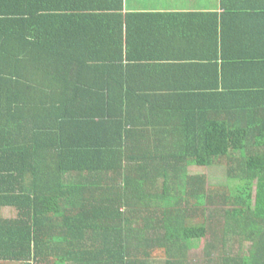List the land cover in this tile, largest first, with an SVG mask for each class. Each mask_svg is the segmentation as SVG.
I'll return each instance as SVG.
<instances>
[{
	"label": "trees",
	"instance_id": "trees-1",
	"mask_svg": "<svg viewBox=\"0 0 264 264\" xmlns=\"http://www.w3.org/2000/svg\"><path fill=\"white\" fill-rule=\"evenodd\" d=\"M221 6L0 0V264H264V0Z\"/></svg>",
	"mask_w": 264,
	"mask_h": 264
},
{
	"label": "crops",
	"instance_id": "crops-1",
	"mask_svg": "<svg viewBox=\"0 0 264 264\" xmlns=\"http://www.w3.org/2000/svg\"><path fill=\"white\" fill-rule=\"evenodd\" d=\"M182 1L185 2V4L182 3ZM125 3V9L127 11H147L151 12V10H155L153 12H168L173 10L178 11H196V12H219L222 9L221 6V0H124ZM150 4H155V6H150ZM139 6H142L138 8ZM179 44H176L178 46ZM186 52H192V53H199V51L195 50H182L179 53H182L179 55V57L182 59V61L189 60L185 58L188 54H185ZM209 53H212V51L209 50ZM196 58L191 59H199L198 54L195 56ZM10 211V208H5L4 214L8 215V212Z\"/></svg>",
	"mask_w": 264,
	"mask_h": 264
},
{
	"label": "rangeland",
	"instance_id": "rangeland-1",
	"mask_svg": "<svg viewBox=\"0 0 264 264\" xmlns=\"http://www.w3.org/2000/svg\"><path fill=\"white\" fill-rule=\"evenodd\" d=\"M132 1L135 2V0H132ZM182 3L185 4L184 1H182ZM150 6L154 7L155 4H150ZM140 7H142V6H139L138 8H140ZM224 167L225 166L216 165L215 167L202 168V169H196V170L198 171L199 174L202 173V174L207 176V183L213 184V185H221V184H224L226 182V169ZM193 252H195L194 254L196 256H199L201 258V255H202L201 248L192 250L190 252V256L195 258L193 255ZM193 262H195V263L198 262L197 258H195V261H193ZM186 264H190V261H189V263H186Z\"/></svg>",
	"mask_w": 264,
	"mask_h": 264
}]
</instances>
